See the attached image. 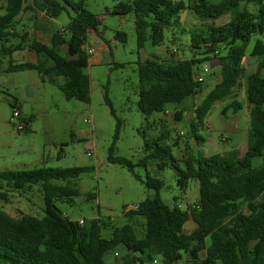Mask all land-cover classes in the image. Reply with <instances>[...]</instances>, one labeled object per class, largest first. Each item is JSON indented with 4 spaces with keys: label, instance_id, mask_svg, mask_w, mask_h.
<instances>
[{
    "label": "trees",
    "instance_id": "trees-1",
    "mask_svg": "<svg viewBox=\"0 0 264 264\" xmlns=\"http://www.w3.org/2000/svg\"><path fill=\"white\" fill-rule=\"evenodd\" d=\"M67 9L73 13L69 16L68 38L65 31H56L48 44L37 39L29 42L28 32L17 31L22 13L30 12L35 19L43 14L52 21ZM185 11L204 23L191 32L194 57L172 56L167 61L155 59L138 64V109L145 117L146 128L151 129L150 118L165 115L170 104L178 106L201 94L203 87L195 81V74L200 66L216 59L221 80L196 107L190 133L199 142L198 127L215 103L232 96L246 78V101L250 107L246 151L195 158L187 144L182 168L172 154L176 145L165 143L168 134L146 142L148 155L141 165L146 166L149 161H157L160 169L170 165L177 173L181 190L188 188L189 181L199 183V200L186 210L179 206L170 208L159 194L162 182L148 176L144 185L154 189L156 196L127 213L145 218L146 231L141 239L130 225L113 228L110 237L104 238L102 233L108 225L101 219L81 225L58 209L56 202H69L79 196L72 181L91 168L0 171V264H109L107 257L119 250L124 256L114 264H150L157 255H163L167 264H176L183 253L189 258L187 264H264V43L260 39L251 54L262 58L257 70L246 76L243 68L253 36L264 37V0H132L120 2L111 14L134 13L138 30L150 29L151 42L159 47L165 41L166 30L181 27V13ZM224 16H229V21L217 25ZM101 24L99 16L87 10L85 0H31L28 6L25 0H5L0 14V66L8 60L6 72L36 70L42 82L56 85L68 99L89 104L90 83L85 73L89 56L84 45L90 32L98 34ZM172 43L179 42L173 38ZM25 46L36 55L35 66L13 62V54ZM62 49H66V54ZM105 99L111 108L108 97ZM10 106L18 108L15 103ZM229 109L238 112L243 105L233 101ZM119 130L120 122L116 138ZM109 160L133 172L130 161ZM34 186H41L43 191L41 217H13L4 211L2 204L10 203L11 193ZM191 220L197 227L186 232Z\"/></svg>",
    "mask_w": 264,
    "mask_h": 264
},
{
    "label": "rangeland",
    "instance_id": "rangeland-1",
    "mask_svg": "<svg viewBox=\"0 0 264 264\" xmlns=\"http://www.w3.org/2000/svg\"><path fill=\"white\" fill-rule=\"evenodd\" d=\"M30 1L25 0V5ZM130 1L85 0L87 10L102 21L98 34L91 32L84 45L87 53L92 50L85 69L90 83L89 104L68 99L56 85L42 82L36 70L6 72L8 61L0 66V134L8 133L6 139L0 138V171L91 168V171L72 181L79 196L69 202L58 201L56 206L73 222L89 224L101 219L108 225L102 233L104 238L110 237L113 228L125 225L132 226L139 239L144 237L145 218L130 217L127 213L156 196L154 189L144 185L148 176L162 182L159 194L170 208L179 206L186 210L194 207L199 200V183L189 181L188 188L181 190L177 184V173L170 165L164 169L158 167L157 161L141 165L148 155L146 142L155 141L162 133L168 134L165 143L176 145L172 154L183 168L187 144L195 158L215 154L225 156L235 150L243 154L247 149L250 128L245 78L232 96L215 103L205 122L199 125L200 141L197 142L190 133L196 107L214 92L221 80L220 70L215 67L218 62L214 60L205 63L210 74L202 84V93L188 98L181 105L170 104L167 114L153 115L150 118L152 128H146L145 117L138 109V64L158 58L159 61L169 60L172 56L175 59L193 58L191 32L204 23L185 11L181 13V27L166 30L164 43L155 47L151 42L150 29L138 30L134 13L125 16L111 14L120 2ZM2 5L4 0H0V8ZM70 15L73 13L67 9L48 25L43 19L30 22V13L27 12L18 20L16 28L20 34L29 33L27 41L37 39L48 44L56 31H65L64 35L69 37L67 26ZM229 19V16H224L216 24H226ZM173 38H177L179 43H172ZM258 39L264 43V37L253 36L248 55L252 54ZM62 53L66 54V49H62ZM21 54H15V63L25 62L22 58L29 57L28 52ZM251 57L243 62L246 76L254 73L262 60ZM60 81L63 82V79ZM8 95L19 100L23 107L25 131L22 133H17L13 126V109ZM106 97L111 108L106 103ZM233 101L241 103L243 109L238 112L229 109ZM118 122L120 130L116 138ZM90 153L92 155L88 156ZM110 157L130 161L134 165L133 172L111 162ZM90 195L96 198H88ZM2 208L13 217L22 214L41 217L44 208L42 187L34 186L11 193L10 203L2 204ZM196 227L191 220L186 225V232ZM119 255L121 257L108 256L107 263L120 261L124 252L119 251ZM188 259L183 253L176 264H187ZM154 260L157 264H167L163 255L155 256Z\"/></svg>",
    "mask_w": 264,
    "mask_h": 264
},
{
    "label": "crops",
    "instance_id": "crops-1",
    "mask_svg": "<svg viewBox=\"0 0 264 264\" xmlns=\"http://www.w3.org/2000/svg\"><path fill=\"white\" fill-rule=\"evenodd\" d=\"M30 3H31V1H30ZM29 3V4H30ZM28 4V5H29ZM4 5H5V0H4ZM4 5H2V7L0 8V14H3V8H4ZM28 5H25V6H28ZM250 9L251 10H255V7H253V6H250ZM27 13V12H26ZM30 13V12H29ZM23 14H25V13H22L20 16H19V18H18V20L21 18V16L23 15ZM33 15L30 13V22H32V23H34V21H36V20H38V19H43V20H45L46 22H47V24L48 25H50V23L52 24V23H54V21L52 20V21H49V20H46L45 19V17H44V15L43 14H40L39 16H38V18L37 19H35V18H33L32 17ZM220 20V19H219ZM91 33V32H90ZM18 41H13V44H18L17 43ZM44 43V42H43ZM28 44V43H27ZM25 52H28V56L29 57H24V58H22L25 62H22V63H30V64H32V65H36V63H37V57H36V55L33 53V52H31V51H29L28 50V48H27V46H25L24 48H23V50H19V51H17V52H15L14 54H13V56H12V60H13V62L15 63V61H14V56H15V54H17V53H22L21 55H23ZM34 56V57H33ZM249 56H252V55H248L247 54V56H246V58H245V60L249 57ZM33 58H35V59H33ZM158 58V57H157ZM251 58H257V57H254V56H252ZM158 59H160V58H158ZM214 60V62H218V64L215 66V67H218L219 66V61L218 60H216V59H213ZM244 60V61H245ZM5 61H8V60H5ZM4 61V62H5ZM163 61H167L166 59L165 60H163ZM15 64H20V63H15ZM8 97V101H11L10 103H15V105H16V107H18V109L20 110V112H21V115H22V118L23 119H25V117H24V115H23V107H22V105L20 104V102H19V100H17V99H15V98H12L11 96H7ZM167 114V113H166ZM0 132H1V130H0ZM7 135H8V133H2V134H0V138H7ZM192 232V231H191Z\"/></svg>",
    "mask_w": 264,
    "mask_h": 264
},
{
    "label": "built area",
    "instance_id": "built-area-1",
    "mask_svg": "<svg viewBox=\"0 0 264 264\" xmlns=\"http://www.w3.org/2000/svg\"><path fill=\"white\" fill-rule=\"evenodd\" d=\"M91 53H92V50H89L88 51V54H91ZM215 55H216V53H215ZM199 69H201V71L199 70L195 74V77L194 78H195V81L197 83L203 84L205 82L206 77L209 76V74H210V69H209L208 65H205V64H203L202 66H200ZM12 123H13V126L15 127L17 133H22V132L25 131V124L23 122V118H22L21 112H20V110L18 108H14L13 109ZM91 155H92L91 153L88 154V156H91ZM79 223L81 225H83L84 224V221H80ZM119 251H123V250H119ZM119 251H116L114 253V257L115 258L121 257L119 255ZM152 263L153 264H157V261L154 260Z\"/></svg>",
    "mask_w": 264,
    "mask_h": 264
}]
</instances>
